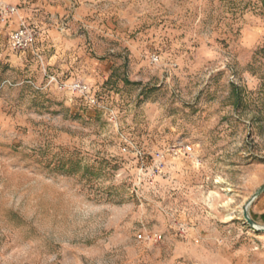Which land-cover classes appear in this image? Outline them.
I'll return each mask as SVG.
<instances>
[{"label":"rangeland","instance_id":"rangeland-1","mask_svg":"<svg viewBox=\"0 0 264 264\" xmlns=\"http://www.w3.org/2000/svg\"><path fill=\"white\" fill-rule=\"evenodd\" d=\"M37 2L26 51L0 18V264H264V0Z\"/></svg>","mask_w":264,"mask_h":264},{"label":"built area","instance_id":"built-area-1","mask_svg":"<svg viewBox=\"0 0 264 264\" xmlns=\"http://www.w3.org/2000/svg\"><path fill=\"white\" fill-rule=\"evenodd\" d=\"M19 15L18 5H13L7 2L0 3V18L3 21H7L10 18L16 17ZM36 40V31L29 25V23L23 19L18 21V25L15 29L12 30L9 36L10 47L14 51H26L31 47ZM74 87L85 91L87 86L84 83L77 82L74 84ZM92 101H95V98H92ZM174 153H178L179 150L174 147ZM193 152V145L187 144L184 147V153L191 154ZM159 157L161 154L159 153ZM157 235V234H152ZM152 236V237H153ZM140 238H143V234H139Z\"/></svg>","mask_w":264,"mask_h":264},{"label":"water","instance_id":"water-1","mask_svg":"<svg viewBox=\"0 0 264 264\" xmlns=\"http://www.w3.org/2000/svg\"><path fill=\"white\" fill-rule=\"evenodd\" d=\"M264 190V184L250 197V199L247 201L245 208H244V217L249 223V225L257 230L264 229V226L259 225L256 223L249 215L248 207L253 202V200Z\"/></svg>","mask_w":264,"mask_h":264},{"label":"crops","instance_id":"crops-1","mask_svg":"<svg viewBox=\"0 0 264 264\" xmlns=\"http://www.w3.org/2000/svg\"><path fill=\"white\" fill-rule=\"evenodd\" d=\"M30 1H32V0H0V3L1 2H7V3H10V4H16L17 5V4L27 3V2L30 3ZM50 1H54V0H38V2L36 3V5L39 4V3L41 4V3L44 2L45 4L48 3V7L56 8V6L53 7L51 5V2ZM57 7H60V5H57ZM22 13H23V11H21V14ZM19 17H20V14L18 16H16V18L14 19L15 23L18 22Z\"/></svg>","mask_w":264,"mask_h":264}]
</instances>
